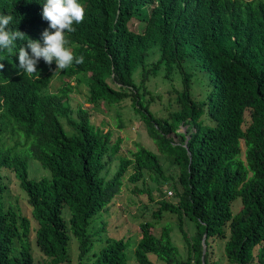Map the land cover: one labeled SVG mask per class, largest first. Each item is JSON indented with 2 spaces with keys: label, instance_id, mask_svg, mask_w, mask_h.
Instances as JSON below:
<instances>
[{
  "label": "trees",
  "instance_id": "16d2710c",
  "mask_svg": "<svg viewBox=\"0 0 264 264\" xmlns=\"http://www.w3.org/2000/svg\"><path fill=\"white\" fill-rule=\"evenodd\" d=\"M44 2L0 0V14L12 15L10 27L26 34L16 42L17 51L26 47L27 38L43 46L41 33L48 28L42 18ZM79 3L85 19L74 24L76 31L68 39L71 51L84 57L83 64L55 72V62L49 66L41 58L37 79L18 68V52L11 57L0 52V171L10 170L24 192L36 223L35 245L49 263H68L71 235L76 239V264H126L122 238H105L97 252L87 256L92 245L87 228L124 178L134 183L146 170L166 181L157 159L161 155L176 164L180 189L174 190L175 202L158 200L152 219L138 222L136 262L153 264L148 253L165 263L174 259L177 249L169 227L163 224L158 236L151 231L163 213H171L189 253L175 264H212L209 254L216 239L223 241L227 262L264 264V0ZM131 19L140 30L129 26ZM155 45L158 56L146 61ZM187 58L196 59L209 73L210 87L202 99L192 95L190 75L181 67ZM174 69L179 74L178 87L171 89L175 108L156 116L149 109L156 94L145 82L158 72L168 78ZM54 73L82 84L86 103L115 104L129 98L157 152L136 144L129 156H118L120 138L111 140L108 129L91 123L86 108L73 110L67 103L70 83L46 90ZM180 125L186 126L185 133L177 132ZM169 133L178 136V143ZM2 134L12 146L5 145ZM116 156V167L106 176ZM28 158L48 175L28 177ZM7 186L0 172V264H32L29 219L4 205ZM146 194L151 198L149 191ZM183 216L194 224L189 237Z\"/></svg>",
  "mask_w": 264,
  "mask_h": 264
},
{
  "label": "rangeland",
  "instance_id": "374dc122",
  "mask_svg": "<svg viewBox=\"0 0 264 264\" xmlns=\"http://www.w3.org/2000/svg\"><path fill=\"white\" fill-rule=\"evenodd\" d=\"M129 26L133 30H140L138 22L135 19L130 20ZM156 53H155V52ZM158 56V47L155 45L149 49L146 56V61L153 60ZM181 67L183 71L189 73L191 81L192 95L202 97L205 91L210 87L209 73L202 69L198 61L194 58H187ZM137 69V68H136ZM133 72V79L137 82L139 77L137 72ZM179 74L174 69L168 78H163L160 72L155 76H150L145 82L146 88L153 96L149 104V109L154 115H165L169 108H175L174 93L171 91L179 85ZM72 85L71 91L68 93L67 103L74 110L78 106L86 108L89 112V118L94 126L100 127L110 131L111 140L120 138L118 156H129V151L134 150L136 144H140L147 149L157 152L153 141L146 135L145 126L139 115L134 112L130 104V99L125 98L115 104H106L104 102H97L95 105L86 103L85 101V87L82 84H75L70 78L62 77L58 73H54L49 81L46 90L49 92L56 91L57 88L64 83ZM75 117L74 113L72 114ZM66 133L70 134L72 130L67 127L65 122H62ZM177 132L185 133L186 126L180 125ZM14 136V135H13ZM174 143H178V136L169 133ZM6 146H12V141L5 134L1 136ZM187 138V136H186ZM20 142L21 138H15ZM18 149V146L17 148ZM164 175L168 177L165 181L159 176H154L144 170L142 177L131 183L123 179L119 191L113 196L110 203L100 209L93 217L89 227L92 242L91 249L87 253L90 256L104 244V239L122 238L125 243V257L126 264H138L134 258L133 249L140 236L138 222L142 220H151V212L158 206L157 201L164 199L166 201L175 202L176 198L173 196L174 190H179L177 184L176 164L171 161L170 157L158 155ZM117 156L111 160L108 165L106 176H110L117 164ZM27 176L32 178H39L48 175V170L41 167L40 164L31 158L27 160ZM3 180L8 182L7 189L3 194V203L5 206L10 205L13 209L19 211L29 219V245L30 253L33 258L32 264H51L46 256H44L34 242V228L36 226L35 220L31 215V208L25 201L24 192L18 186L16 178L8 169H1ZM150 192L151 198L146 194ZM167 191H171L168 194ZM237 203H235L236 207ZM67 217V213L64 212ZM163 224H166L170 229V239L172 244L176 246L177 252L174 259L168 263L160 261L154 254L148 253V258L153 264H175V262L185 261L188 256V247L183 241L182 236L177 228V220L171 213H163L162 218L158 219L151 231L155 236H158ZM182 227L187 236H191L194 230L193 221L187 217H182ZM222 240H215L212 242L209 254V261L212 264H231L227 262L222 253ZM76 239L69 236L68 240V257L69 262L59 264H76L77 248Z\"/></svg>",
  "mask_w": 264,
  "mask_h": 264
},
{
  "label": "clouds",
  "instance_id": "9594fccd",
  "mask_svg": "<svg viewBox=\"0 0 264 264\" xmlns=\"http://www.w3.org/2000/svg\"><path fill=\"white\" fill-rule=\"evenodd\" d=\"M42 8V18L48 21V28L41 33L43 46L39 41L27 38L26 47L20 46L18 51L16 42L23 41L26 34L10 27L12 15L0 14V52H6L10 57L18 52V68L37 79L40 75L36 65L41 58L49 66L55 62V72L84 63L82 55L77 56L71 51L68 39V34L76 31L74 24L79 25L85 19L84 6L79 0H45ZM3 67L0 63V69Z\"/></svg>",
  "mask_w": 264,
  "mask_h": 264
},
{
  "label": "water",
  "instance_id": "95a60500",
  "mask_svg": "<svg viewBox=\"0 0 264 264\" xmlns=\"http://www.w3.org/2000/svg\"><path fill=\"white\" fill-rule=\"evenodd\" d=\"M203 236H204V234H203ZM203 236H202V237H203ZM201 243H202V252H203V250H204L203 238H202V240H201Z\"/></svg>",
  "mask_w": 264,
  "mask_h": 264
},
{
  "label": "built area",
  "instance_id": "2783aa9c",
  "mask_svg": "<svg viewBox=\"0 0 264 264\" xmlns=\"http://www.w3.org/2000/svg\"><path fill=\"white\" fill-rule=\"evenodd\" d=\"M168 194H171L172 192L171 191H167Z\"/></svg>",
  "mask_w": 264,
  "mask_h": 264
}]
</instances>
